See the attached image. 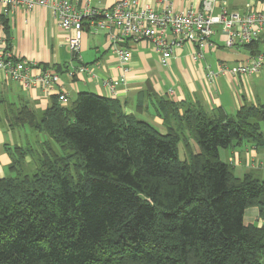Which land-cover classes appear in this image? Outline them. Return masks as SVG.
<instances>
[{
  "label": "trees",
  "instance_id": "obj_1",
  "mask_svg": "<svg viewBox=\"0 0 264 264\" xmlns=\"http://www.w3.org/2000/svg\"><path fill=\"white\" fill-rule=\"evenodd\" d=\"M151 98L164 134L89 92L44 110L0 98V123L26 132L4 147L0 264H264V224L243 221L255 207L264 223V180L219 157L264 147V105L230 117ZM188 139L199 154L180 160Z\"/></svg>",
  "mask_w": 264,
  "mask_h": 264
},
{
  "label": "crops",
  "instance_id": "obj_2",
  "mask_svg": "<svg viewBox=\"0 0 264 264\" xmlns=\"http://www.w3.org/2000/svg\"><path fill=\"white\" fill-rule=\"evenodd\" d=\"M73 1L78 8L89 3L93 8L106 10L117 0ZM204 1L207 0H147L146 5L155 11H159L163 5H170L175 12L200 11ZM210 10L212 15L223 11L228 14L253 11L264 13V0H214ZM1 19L4 21V36L12 52L18 58L34 61L38 68L54 69L60 78V84L56 88L66 94L69 104L80 92L112 98L103 82L119 78L123 69L119 59L112 53V44L105 34L92 33L85 24L79 53L74 59L68 46L71 32L61 29L47 9L36 7L32 11H26L18 7L5 17L0 15ZM211 42L214 47L203 50L202 59L192 60L195 47L186 44L174 49L168 64L163 66L148 41L133 43L123 40L119 45L130 50L131 58L126 65L125 84L116 90L113 99L119 102L125 115H132L135 119L152 125L161 134L165 133V128L156 113L151 95L167 98L175 103L196 105L209 115L219 110L230 117L243 106L264 105V77L260 74L233 78L218 76L212 80L206 78L207 70L215 72L217 65L221 63L234 65L264 54V30L251 46L227 49L224 46V34L217 27ZM78 66L89 67L91 75L84 73L69 76ZM52 97L55 94L46 97L37 88L25 91L17 84L5 80L0 72V98L11 103L24 100L33 108L44 110L50 107ZM261 129L264 134V124ZM25 134V131H11L0 123V178L8 175L11 163L4 147L22 145ZM189 153L199 154V148L192 139L178 145L180 160H187ZM219 157L223 163L231 166L234 177L241 178L247 173H253L259 180H264V147L258 149L242 142L220 150ZM243 221L244 224L257 228L264 224L255 207L245 210Z\"/></svg>",
  "mask_w": 264,
  "mask_h": 264
},
{
  "label": "built area",
  "instance_id": "obj_3",
  "mask_svg": "<svg viewBox=\"0 0 264 264\" xmlns=\"http://www.w3.org/2000/svg\"><path fill=\"white\" fill-rule=\"evenodd\" d=\"M146 1L117 0L110 8L99 10L89 3L78 8L73 0H0V15L5 17L18 7L26 11L36 7L47 9L61 29L71 32L68 46L74 59L79 53L85 24L90 32L105 34L112 44V53L119 59L123 69L119 78L103 82L112 98L116 90L125 84L126 65L131 58L130 50L119 45L125 39L133 43L148 41L153 52L159 56L160 63L166 66L174 49L186 44L195 47L192 60L202 59L203 50L214 47L211 38L217 27L224 34V46L227 49L250 45L258 40L264 30V13L259 11L245 14L223 11L212 15L210 6L214 0L204 1L200 11L175 12L170 5H163L159 11H155L146 5ZM0 72L5 80L25 91L37 88L46 97L55 94L62 106L68 104L66 94L56 88L60 84L58 73L54 69L38 68L34 61L16 57L6 42L1 21ZM84 73L90 76L91 69L78 66L69 76ZM259 74L264 77V54L234 65L221 63L215 72L207 70L206 78L212 80L218 76L233 78Z\"/></svg>",
  "mask_w": 264,
  "mask_h": 264
},
{
  "label": "rangeland",
  "instance_id": "obj_4",
  "mask_svg": "<svg viewBox=\"0 0 264 264\" xmlns=\"http://www.w3.org/2000/svg\"><path fill=\"white\" fill-rule=\"evenodd\" d=\"M31 138V137H30ZM29 159H27V161H28Z\"/></svg>",
  "mask_w": 264,
  "mask_h": 264
}]
</instances>
